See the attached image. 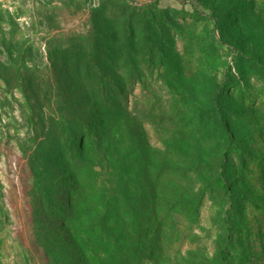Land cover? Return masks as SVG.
Returning a JSON list of instances; mask_svg holds the SVG:
<instances>
[{
  "label": "rangeland",
  "instance_id": "rangeland-1",
  "mask_svg": "<svg viewBox=\"0 0 264 264\" xmlns=\"http://www.w3.org/2000/svg\"><path fill=\"white\" fill-rule=\"evenodd\" d=\"M250 58L264 67V0H0V264H74L59 219L97 264H264V164L231 162L264 159V111L231 94L260 87ZM108 77L121 98L101 99ZM62 124L99 134L81 174Z\"/></svg>",
  "mask_w": 264,
  "mask_h": 264
},
{
  "label": "trees",
  "instance_id": "trees-1",
  "mask_svg": "<svg viewBox=\"0 0 264 264\" xmlns=\"http://www.w3.org/2000/svg\"><path fill=\"white\" fill-rule=\"evenodd\" d=\"M191 19L193 21H199L202 19V16H200L198 14L192 15ZM156 25L159 28L158 31L160 32V23L159 24L156 23ZM151 58L152 57H150V59ZM248 66L253 67V68L264 69V67L260 64V62H258L255 58H250V60L248 62ZM156 68H158V67L156 64H154L153 66L147 67V72H148L147 75L135 74V76L133 78L132 86L130 87V89H131L130 93H132V94L134 93V87H135V91H136V90H139L141 86H144V84L147 82V77L153 76L156 72ZM254 79L257 81H261L260 87H257L256 89H251V88L246 89V90L243 89L241 91L237 90V92L231 91V94L233 97L240 98V99L244 100L249 105H251V107L259 108V109L264 111V77L262 78L260 75H255ZM113 83H114V80L110 77L105 78L104 80H101V81H99V83H97L96 89H97L101 99L106 100V101L107 100L111 101L114 96L120 97V95L118 93L114 92V88H116V86H114ZM136 85H137V87H136ZM225 86L227 88L225 90H228L230 88H233L232 90H234L236 88L235 83H232L230 81H227V84ZM240 86L241 85H239V87ZM223 129H224V132H225L228 140L230 141V143L234 144L233 141L231 140V135H230L227 127H223ZM80 131L82 134L80 135V137H78V135H76L74 133V129L71 125L62 124V126H61L62 142H63L64 147L71 148L72 151H75V153L73 155H71L72 153L69 155L68 159L74 163L75 167L77 168L78 173H80L81 172L80 170L85 168L89 163V161L85 158V154H84L85 152L83 151L85 138L88 136H92L93 137L92 138L93 139L92 145L94 147H97L100 143L99 134L97 131L96 132L90 131L86 127L82 128ZM82 140H83V142L81 143ZM246 159L247 160L250 159L251 162L253 163L255 169L258 171H260L262 164H264V159L259 154L252 156V155H249L248 153H245V152H239L238 149H236V152L231 157V162L237 161L240 163H244V161ZM216 185L219 188L220 187L223 188L224 190H228L230 188V185L226 184L223 179H219L217 181ZM39 188L42 189L41 186ZM146 189H147V187H146ZM40 194H41V198H43L44 200H47V202L51 199L50 198V192L43 190V191H40ZM82 197H80V195H78V198L76 199L77 201L72 199V197L68 198L69 208L74 209L76 203H80V201H82ZM150 197H151V201L149 199ZM156 197H157L156 190L155 189H153V190L149 189L147 191L146 197H144V199H142V200H144L143 202L147 206L149 204V202H151V203L155 202ZM103 208H105V207L95 205L94 211L99 214L100 212H102ZM119 208H121V206H118L117 208L114 209L115 214H116V211L119 210ZM106 209H107V207H106ZM256 211H259V209H256L255 212ZM155 219L159 220L160 216H156ZM101 220H102V224L100 226L97 224H94L93 228L88 229V231L97 236V235H100V233H98V232H101L103 230H106L109 232L112 229V225L114 223H116L115 219L112 217V215H110V213L108 211L106 212L104 217H101ZM58 223H59V227L56 226V227H54L55 229H53V233L55 234V237H54L55 241H53L52 243L57 248H59V250H61V251L63 250L64 252H67L68 254H70L71 260H72V262H74V264H97L98 258L95 255L92 256V254L89 252V250H90L89 246L90 245L84 246L86 241L82 242V240L79 239L80 245L82 246V244H83L84 247L83 246L81 247L80 245H76L75 242L73 243V241H72L73 233L76 234L77 237H79V238L81 236V234L78 232V228L74 227V226H76V224L73 221L61 220V219H59ZM108 232L100 235L101 236L100 237L101 242H104L106 237L111 238V236H113V235L109 234ZM72 246H73V248H72ZM75 246L78 249H75ZM115 246H118V245L115 244ZM85 248H86V250H85ZM117 253H118V257L120 258V260L122 262L128 263V261L130 259V255H131V251L129 249H123V250L118 249ZM150 253H151V251L146 250L147 255H149ZM133 254L134 253H132V256H133ZM221 254H222L223 260L227 264H233V261L231 260L230 255L228 253H225L222 251Z\"/></svg>",
  "mask_w": 264,
  "mask_h": 264
},
{
  "label": "built area",
  "instance_id": "built-area-1",
  "mask_svg": "<svg viewBox=\"0 0 264 264\" xmlns=\"http://www.w3.org/2000/svg\"><path fill=\"white\" fill-rule=\"evenodd\" d=\"M135 2H139L140 0H134Z\"/></svg>",
  "mask_w": 264,
  "mask_h": 264
}]
</instances>
